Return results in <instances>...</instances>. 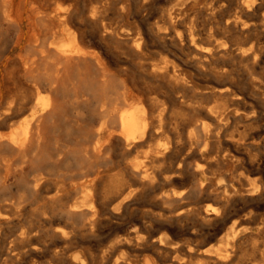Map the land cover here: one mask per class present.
<instances>
[{
  "label": "bare ground",
  "instance_id": "bare-ground-1",
  "mask_svg": "<svg viewBox=\"0 0 264 264\" xmlns=\"http://www.w3.org/2000/svg\"><path fill=\"white\" fill-rule=\"evenodd\" d=\"M263 206L264 0H0V264H264Z\"/></svg>",
  "mask_w": 264,
  "mask_h": 264
},
{
  "label": "rangeland",
  "instance_id": "rangeland-1",
  "mask_svg": "<svg viewBox=\"0 0 264 264\" xmlns=\"http://www.w3.org/2000/svg\"><path fill=\"white\" fill-rule=\"evenodd\" d=\"M198 22H199V27H201V29H203V33L204 34H206V35H209V34H212V32H213V30H214V25H213V23L212 22H210V21H208L207 19H206V17L205 16H198ZM228 36V37H227ZM226 37L229 39V40H231V42L233 43V44H235V45H238V44H240V43H242L243 42V40H244V37H238V38H236L235 36H231L230 34L229 35H227ZM217 38H223V36L222 35H218V36H216ZM150 51H151V53H165L163 50H161V48L158 46V44H156V43H154L152 46H151V48H150ZM11 53H16V52H11ZM238 74L240 75V77H244L245 76V71H244V69L243 68H238ZM212 204V202H209V204ZM208 204V203H207ZM257 211L258 212H260V213H264V206L262 207V208H260V209H257ZM135 227H136V224H135V222H131V223H129L128 224V228L129 229H131V230H133V229H135ZM203 238V237H202ZM202 238L200 237H197V239H195L196 241V243L198 242H201V240H202ZM199 239V240H198ZM216 242L214 241V242H212L211 244H215ZM104 244H106V243H104ZM37 264H40V263H37ZM41 264H43V263H41Z\"/></svg>",
  "mask_w": 264,
  "mask_h": 264
}]
</instances>
